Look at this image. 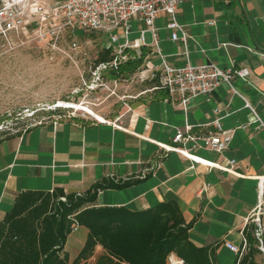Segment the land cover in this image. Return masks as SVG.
<instances>
[{"label":"crops","instance_id":"0c3cea01","mask_svg":"<svg viewBox=\"0 0 264 264\" xmlns=\"http://www.w3.org/2000/svg\"><path fill=\"white\" fill-rule=\"evenodd\" d=\"M166 20L167 15L161 13L155 26L157 46L167 60L177 66L185 64L186 50L192 64L212 61L221 68L247 67V78L232 79L238 93L220 84L209 96L197 95L182 107L156 79L140 80L138 71L146 62H159L150 33L149 42L145 37L139 51L125 50L130 61L121 68L133 81L112 82L115 78L110 72L106 87L87 88L89 82H81L74 96L60 99L82 101L94 115L77 110L56 124L48 120L0 141V220L24 190L62 188L83 193L105 178L133 180L120 189L98 191L96 205L141 210L175 199L185 222L191 224V241L213 249L217 264H236L237 256L224 242L241 244L246 225L255 224L248 220L252 210L260 198L264 199V0L182 2L177 21L188 36L185 45L170 39ZM134 21L140 31L144 25ZM210 21L214 23L208 24ZM135 32L129 42L138 39ZM123 41L120 36L119 42ZM247 101L263 124L250 120L253 112ZM215 118L223 129L232 130L227 149L215 153L199 147L191 152L223 164L234 159L237 175L192 164L188 158L159 146L172 144L176 130H184L186 125L195 134L212 132ZM262 223L264 231V214ZM86 234L85 227L77 226L67 236L64 250L70 258L78 253ZM69 238L72 246L78 245L74 255L68 251ZM96 248L100 253L101 247ZM250 250L252 260L262 264L258 243L251 244Z\"/></svg>","mask_w":264,"mask_h":264},{"label":"built area","instance_id":"2783aa9c","mask_svg":"<svg viewBox=\"0 0 264 264\" xmlns=\"http://www.w3.org/2000/svg\"><path fill=\"white\" fill-rule=\"evenodd\" d=\"M184 1L186 0H51L49 2L46 0H0V54L21 44L34 41L46 46L52 53L72 58V52L78 47L73 37L77 31L100 32L106 35L105 48L111 50L112 57L92 66L91 79L86 87H106L104 74L116 71L120 64L127 61L128 55L125 53L127 48L139 51L141 45L145 44V33L148 31L156 45L155 54L159 62H146V65L138 71L140 80L156 79L159 87L165 89L182 107H185L197 95L209 96L220 84H225L230 92L238 93L232 79L234 76L247 78L250 75L247 67L232 65L221 68L212 61L192 64L188 60L186 50L184 51L186 63L177 66L171 64L167 56L158 48L155 20L161 13L167 15L164 26L170 33V39L173 42L181 40L184 45L186 44L188 36L177 21L178 7ZM133 19L143 24L144 27L140 28L138 39L129 42L128 34L131 32V20ZM213 23L214 21L208 22V24ZM70 34L72 38L66 40ZM120 36L125 38L123 42H119ZM112 82H117V80L113 79ZM79 90L77 88L73 92L77 93ZM247 105L253 112L250 120L261 121L263 124L255 108L248 101ZM49 109L54 110L51 115L53 124L63 118L73 116L77 110H81L83 115H94L87 104L82 101L74 103L57 100ZM214 111L217 112V109ZM96 118L105 121L103 118L97 116ZM48 120V118H43L32 126ZM212 125L215 128L214 131L200 134L192 133L191 126L186 125L184 130H176L172 144L159 143V146L165 151L177 152L188 158L192 164H202L208 168H216L237 175L238 173L234 170V159H229L223 164L191 152V149L199 147L207 148L215 153H221L227 149L233 137L232 130L223 129L219 118H215ZM187 143L192 144L190 148L186 147ZM263 214L264 199L260 198L248 220L256 225L255 237L263 254L262 264H264ZM224 244L237 256L236 264H241L250 248L244 233H242L240 245H234L228 241ZM166 264H185V262L174 253H170Z\"/></svg>","mask_w":264,"mask_h":264},{"label":"trees","instance_id":"16d2710c","mask_svg":"<svg viewBox=\"0 0 264 264\" xmlns=\"http://www.w3.org/2000/svg\"><path fill=\"white\" fill-rule=\"evenodd\" d=\"M110 52L104 48L96 63L111 59ZM125 63L111 71L114 77L126 74L121 68ZM20 133H9L0 141ZM131 183L105 178L83 193L62 188L19 192L0 220V264H87L92 257V264H166L170 253L185 264H217L213 249L197 246L189 238L191 224L185 222L175 199L141 210L96 205L98 191ZM77 226L85 227L87 234L78 253L70 258L65 242ZM255 230L256 225L249 223L243 230L250 246L258 243ZM96 246L101 247L100 253L95 254ZM252 257L250 250L242 263L257 264Z\"/></svg>","mask_w":264,"mask_h":264},{"label":"rangeland","instance_id":"374dc122","mask_svg":"<svg viewBox=\"0 0 264 264\" xmlns=\"http://www.w3.org/2000/svg\"><path fill=\"white\" fill-rule=\"evenodd\" d=\"M136 24L134 20L131 21L129 40L133 38L135 31L139 35ZM73 37L78 47L72 52V58L52 53L46 46L34 41L0 54V138L9 133L23 132L43 118L51 120L54 110L49 108L57 100L74 96L73 91L77 89V85L90 82V70L97 62L99 53L105 48L106 35L100 32L77 31ZM145 37L149 42L150 32H146ZM70 38L71 34L66 40ZM127 61H130L129 56ZM109 74L110 72L104 74V81H109ZM114 78L121 82L133 81L132 75L123 73ZM3 131L9 133L2 134ZM70 238L68 251L74 255L78 245L75 243L76 246H72ZM99 250L96 248L95 254ZM235 259L233 257V263ZM93 261L94 257L87 264H92Z\"/></svg>","mask_w":264,"mask_h":264}]
</instances>
